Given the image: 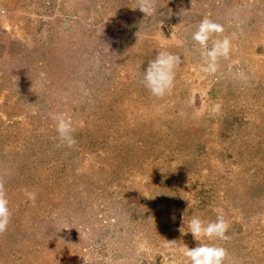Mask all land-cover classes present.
<instances>
[{
	"label": "rangeland",
	"instance_id": "1",
	"mask_svg": "<svg viewBox=\"0 0 264 264\" xmlns=\"http://www.w3.org/2000/svg\"><path fill=\"white\" fill-rule=\"evenodd\" d=\"M136 5L0 0V264H183L166 241L196 247L181 227L220 210L230 239L202 242L264 264V0ZM204 18L236 37L215 75L192 40ZM163 50L182 63L158 99L139 81ZM56 113L72 117L71 148Z\"/></svg>",
	"mask_w": 264,
	"mask_h": 264
},
{
	"label": "clouds",
	"instance_id": "2",
	"mask_svg": "<svg viewBox=\"0 0 264 264\" xmlns=\"http://www.w3.org/2000/svg\"><path fill=\"white\" fill-rule=\"evenodd\" d=\"M157 0H137L138 8L146 16H152L156 13ZM170 12V10H169ZM162 25V22H160ZM224 32V26L216 23L209 18L200 21L196 31L192 35V40L198 45L196 51L201 57L200 70L206 75H215L220 68L221 59H228L233 50L232 41L236 38L235 33L231 37H219ZM211 42V44H210ZM182 63L181 56L169 51H157L154 59L148 61L144 69L142 79L139 81L153 97L161 99L170 94L175 86L176 69ZM43 76L44 74L41 73ZM221 104L212 105L211 112L218 113ZM183 115V113H181ZM51 119L55 122L57 138L61 144L71 148L77 141L73 136V120L67 113L51 114ZM27 198L35 205L36 194L34 192H25ZM9 201L6 198L5 188L0 182V234L7 231L11 212ZM229 223L222 210L219 211L214 221H204L198 216H193L188 222L187 232H180L182 235L191 233L198 245L194 248H188L186 245L177 249L176 241H166V247L173 251H179L185 258L183 264H231L229 254L226 248L215 243H204L202 241H227L230 237L227 235ZM173 264L175 262L173 261Z\"/></svg>",
	"mask_w": 264,
	"mask_h": 264
}]
</instances>
